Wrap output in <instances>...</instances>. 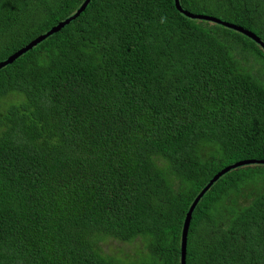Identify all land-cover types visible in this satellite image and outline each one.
<instances>
[{
	"label": "trees",
	"instance_id": "1",
	"mask_svg": "<svg viewBox=\"0 0 264 264\" xmlns=\"http://www.w3.org/2000/svg\"><path fill=\"white\" fill-rule=\"evenodd\" d=\"M179 1L264 41V0ZM83 2L0 0V61ZM243 159H264L259 44L175 0H91L0 68V264H180L190 205ZM263 167L204 193L186 264H264Z\"/></svg>",
	"mask_w": 264,
	"mask_h": 264
},
{
	"label": "water",
	"instance_id": "2",
	"mask_svg": "<svg viewBox=\"0 0 264 264\" xmlns=\"http://www.w3.org/2000/svg\"><path fill=\"white\" fill-rule=\"evenodd\" d=\"M91 0H84V2L81 4V6L70 16L67 18L61 20L57 24L53 25L48 31H46L43 34H40L36 38H34L32 41H30L27 45L24 47L16 50L13 54H11L8 58L0 61V68L11 64L15 59L20 57L22 54H24L26 51L32 49L34 46H36L38 43H40L42 40H44L46 37L51 35L52 33L58 32L62 28H64L67 24H69L72 20H75L78 18L81 13L87 8ZM175 5L178 8V10L183 13L184 15L190 17V18H197V19H203V20H209L214 23H219L223 26H226L229 29L239 31L246 35L247 37L251 38L254 40L259 46L264 50V41L253 31L246 29L243 26L236 25L234 23H231L229 21H225L216 17H212L209 15H200V14H195L188 12L185 10L179 0H175ZM247 164H264V159H243L231 164L226 165L223 167L221 170H219L208 182V184L199 192V194L195 197L193 200L192 204L190 205V208L186 214L184 223H183V228H182V236H181V262L180 264H186L187 263V244H188V234H189V228L192 220V214L194 211V208L198 204L199 200L201 197L204 195V193L208 190V188L216 182V180L222 176L224 173L230 171L233 168H237L239 166H244Z\"/></svg>",
	"mask_w": 264,
	"mask_h": 264
},
{
	"label": "rangeland",
	"instance_id": "3",
	"mask_svg": "<svg viewBox=\"0 0 264 264\" xmlns=\"http://www.w3.org/2000/svg\"><path fill=\"white\" fill-rule=\"evenodd\" d=\"M200 14V13H199ZM201 15V14H200ZM202 15H206V14H202ZM212 17H214V16H212ZM216 18H218V17H216ZM219 19H222V18H219ZM201 20H203V19H201ZM222 20H224V19H222ZM203 21H206L207 23H212L211 21H209V20H203ZM225 21H227V20H225ZM257 165H259V164H257ZM262 168V167H261ZM264 168V167H263ZM255 173H258V172H255ZM257 177H262V175H258ZM107 245L108 246H106V248L108 249V247L110 248V250L111 251H115V249H116V243H115V241H110V242H107ZM129 246V245H128Z\"/></svg>",
	"mask_w": 264,
	"mask_h": 264
},
{
	"label": "clouds",
	"instance_id": "4",
	"mask_svg": "<svg viewBox=\"0 0 264 264\" xmlns=\"http://www.w3.org/2000/svg\"><path fill=\"white\" fill-rule=\"evenodd\" d=\"M212 23H214V22H212ZM219 24V23H218Z\"/></svg>",
	"mask_w": 264,
	"mask_h": 264
},
{
	"label": "bare ground",
	"instance_id": "5",
	"mask_svg": "<svg viewBox=\"0 0 264 264\" xmlns=\"http://www.w3.org/2000/svg\"><path fill=\"white\" fill-rule=\"evenodd\" d=\"M201 200V199H200Z\"/></svg>",
	"mask_w": 264,
	"mask_h": 264
}]
</instances>
